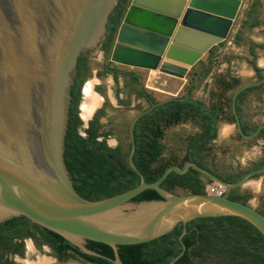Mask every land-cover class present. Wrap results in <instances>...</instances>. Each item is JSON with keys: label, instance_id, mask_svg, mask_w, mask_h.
<instances>
[{"label": "water", "instance_id": "water-1", "mask_svg": "<svg viewBox=\"0 0 264 264\" xmlns=\"http://www.w3.org/2000/svg\"><path fill=\"white\" fill-rule=\"evenodd\" d=\"M118 1L0 0V227L25 216L87 254L101 255L87 247L88 240L109 244L116 264H125L121 245L152 241L200 217H242L264 234V213L226 192L210 193L212 184L206 193L163 186L172 171L184 174L193 168L229 191L246 186L264 168L231 183L187 161L168 166L150 182L134 162L139 118L160 104L190 96L191 87L201 82L199 74L194 78L198 65L210 66L212 49L221 43L224 50L247 0H131L106 63L134 68L140 85L156 97L133 115L129 126L128 161L141 183L100 200H88L76 190L64 157L72 88L80 56L101 50ZM263 82L249 81L233 92L237 124L247 138L259 131L244 133L237 98ZM95 111L89 118L81 113L86 127ZM149 188L162 198L133 201Z\"/></svg>", "mask_w": 264, "mask_h": 264}, {"label": "trees", "instance_id": "trees-1", "mask_svg": "<svg viewBox=\"0 0 264 264\" xmlns=\"http://www.w3.org/2000/svg\"><path fill=\"white\" fill-rule=\"evenodd\" d=\"M130 2L131 0H119L110 15L108 31L101 45V49L105 50L108 57ZM257 24L258 21H255L253 25ZM214 49L215 47L212 51ZM87 61L88 54H82L78 62L75 85L72 88L73 98L64 157L78 193L88 200H100L139 185L141 177L130 167L128 161L131 151L129 136L131 120L121 123L123 126L119 125L120 128L118 126L125 133L126 140L115 148L109 144V138L114 130L102 121L107 115L109 100L98 109L89 121V126L83 128L84 121L79 115L78 106L82 97V86L88 77ZM252 64L261 78L262 69L257 65V61L253 60ZM212 67L213 61L200 75L199 80L205 81ZM111 73L113 69L106 66L100 75ZM114 76L118 82V74ZM135 79L139 81L137 77ZM222 81L225 82L226 78L224 77ZM241 85L243 80L234 77L228 82L227 90L233 92ZM260 87H264V83L247 88L239 94L237 109L240 114L242 98ZM208 88L209 83L206 82L204 89ZM195 89L196 86H192L190 96L184 95L160 104L137 121L135 126L137 149L134 162L144 173L147 181H156L168 166H183L187 161L198 163L227 182H237L242 178L243 173L228 175L220 173L210 161L212 144L218 135L224 105L232 109V94H218L211 90L209 100H206L197 96ZM97 91L106 95L101 85L97 87ZM117 92H121V88H118ZM145 96L156 100L152 93L146 94L143 91L140 97L145 99ZM217 97H223L225 101L217 100ZM119 103L129 104L127 100L121 98ZM187 120L194 121L199 126V131L187 137L182 131L174 132L177 150L182 154L181 160H178L175 151L165 154L167 145L162 140L166 138L167 128ZM209 184H213L212 179L190 168L184 174L172 171L163 186L172 191L206 193ZM161 198L156 190L149 188L138 194L133 201ZM229 198L234 199L232 196ZM184 231L186 234L182 236ZM27 238H32L40 249L43 245H48L62 260L76 259L87 264H116L114 248L109 244L88 240L87 247L101 255L87 254L62 235L32 222L25 216L14 217L1 225L0 264H20L16 256H24ZM181 254L174 264H264V234L242 217L231 215L200 217L186 224L181 222L174 230L152 241L120 246V255L125 264H169Z\"/></svg>", "mask_w": 264, "mask_h": 264}, {"label": "flooded vegetation", "instance_id": "flooded-vegetation-1", "mask_svg": "<svg viewBox=\"0 0 264 264\" xmlns=\"http://www.w3.org/2000/svg\"><path fill=\"white\" fill-rule=\"evenodd\" d=\"M218 46H220V48H221L219 50V52L216 51V48ZM218 46H216L214 51H212L210 54V66H211V62L213 61V58H218V56H220L221 53H223V51H224V50H222L223 49L222 43ZM101 51L105 52V50H102V49H101ZM91 53H92L91 51L87 53L88 54V61H87L88 75L90 73V55H91ZM105 54L107 56L106 52H105ZM107 58H108V56H107ZM106 59H105L102 70H104L106 68V66H108V68L113 69L112 74H114V75L118 74V78H119V75H122L124 78L123 88H121V92L123 91L125 96L122 97L120 95L121 93L117 92V97H118V101H119V98H121L123 100H127L129 104L128 105L121 104L122 106H124V107L130 106L132 103V97L133 96H135V100L142 99L140 97V94L143 91L146 94L152 93L154 95L153 92H147L145 90V88L140 85V82L135 79L136 76L133 75V73H134L133 71L126 70V69L120 67V65L115 64V63L107 64ZM201 64H202V66H201L200 72L195 73L194 78L198 74L200 76L205 70H207L210 67L206 63L204 64V62H201L200 65ZM253 67H254V65H253ZM254 69H255L256 75H255V78H253V80H250V81L264 79V70H262V77L260 78L255 67H254ZM224 77L226 78L225 82L222 81V79ZM224 77L219 78V85L221 86V89L216 90V92L218 94H223V93L232 94V96H233L234 91L232 92L231 90H227V85H228V82H231V80L234 77H239V76H237L236 74H234L233 72L230 71ZM248 82H249V80H248ZM244 83H246V82H244V80H243V84ZM263 83H261V84H263ZM85 84H86V81L84 82V84L82 86V90H81L82 97H81V100H80L79 106H78L79 115H80L82 120H83V118H82V114H81L82 113L81 105L83 102V90H84ZM196 84L197 83H195L193 86H196ZM261 84H259V85H261ZM98 86L99 85H95L96 88ZM103 96H104V101L101 104V106H99L96 109L94 115L96 114L98 109L101 108L107 100H109L107 95H103ZM154 97H155V95H154ZM219 99L222 100L223 102L225 101V99H223V97H217V100H219ZM145 100L148 101V103H150L151 98H149L148 96H145ZM255 101H257L258 103L255 104L254 103ZM240 107H241V114L238 112V115H239L240 122L242 124V128H243L244 133H246L248 135H251L257 131H259V133L257 136H255L253 138H247V137L243 136L242 133L240 132L238 124H237V120H236L235 113L233 110V102H232V109L229 108L226 104L224 105V113L222 114L221 118L223 119L224 117H227L229 119L230 123L235 124V127H234V131L232 132L230 138H228V139L226 138L222 142L223 144L221 146L228 145L230 142V146H229L230 150H231V144L234 145V148L232 149V153L229 154V158L225 157L224 155H223L224 157L217 155L216 153H214V149L210 155V161L212 162L214 168L217 169L222 174L228 175V174H241V173H243V176H244L250 171L264 168V87H260L259 89L253 90V91L245 94V96L241 100ZM94 115H93V117H94ZM118 122L120 123V121H118ZM119 123L116 126H119L120 125ZM88 126H89V124H88ZM87 127L85 126V122H84L83 128H87ZM218 134H219V130H218ZM217 137H218V135H217ZM166 138H167V134H166ZM166 138H164L162 140V142L164 144H165ZM216 139L214 140L213 143H215ZM121 142L122 141L119 140L118 144L115 146H112V147L115 148V147L119 146ZM253 145H256V147H253ZM221 146H219V147H221ZM212 147H213V144H212ZM222 148H225V147L223 146ZM239 148H246L248 151V154L244 160L237 157V155H236L235 151H237V149H239ZM227 151L228 150H225V153ZM167 153L168 152H167V148H166L165 154H167ZM181 158H182V156H181ZM178 160H181V159H178ZM253 179H256L257 186L260 190V196H259L256 204H253L250 201V198L253 195V193H252L251 188L247 185L242 186V187H238V188H234V189H231V190L225 191V192L227 193L228 197L232 196L236 200L243 201L245 203H249L250 205L254 206L256 209H258L259 211L264 213V172L252 176L250 178V181ZM234 190H236V191H234ZM28 239H31L32 243L39 249V247L36 245L35 241L32 238H27L25 250H26V247L28 244ZM47 246L48 245H43L42 249H44ZM49 248L52 250L51 247H49ZM16 260H17V256H16ZM58 261H62V259L58 258Z\"/></svg>", "mask_w": 264, "mask_h": 264}, {"label": "rangeland", "instance_id": "rangeland-1", "mask_svg": "<svg viewBox=\"0 0 264 264\" xmlns=\"http://www.w3.org/2000/svg\"><path fill=\"white\" fill-rule=\"evenodd\" d=\"M107 58L105 52L103 51H94L90 55V73L86 79V84L90 81H94V90L98 92L100 95H102L99 91H97V88L95 85H101L105 89V93L109 98L110 104L107 106V115L103 117L102 121L104 123H107L108 127L112 128L114 130V133L111 135L109 138V143L112 146H115L118 144L119 140L120 141H125L126 136L123 131H121L120 125L119 128L116 126L120 121L119 124H123V122H127L128 120H131L133 115L139 111L140 109L144 108L145 106L148 105V101L145 99H140V100H135V96L132 97V103L128 107L122 106L117 97V89L118 88H123V83H124V78L122 75H119L118 82L115 80L114 74H108V75H100V72L103 69V65L105 62V59ZM220 62L215 63L212 67L211 73L207 77V81L209 83V88L208 90L204 89L205 86V81L199 82L195 89V94L203 99L209 100L210 97V91H216L221 89V86L219 85V75L222 77V73H224V68H220ZM218 69H220L219 74H218ZM238 71L241 70V67H237ZM226 73V72H225ZM228 73V72H227ZM219 77V78H218ZM255 77V76H254ZM253 79L252 77H243L244 82L250 81ZM93 84V83H92ZM121 96L124 97V92H120ZM103 96V95H102ZM104 97V96H103ZM84 100V99H83ZM103 103L100 102L99 106ZM255 104L258 102L255 101ZM82 111V109H81ZM223 127H228L229 130L225 134L222 132ZM118 128V129H117ZM183 132L185 137H187L190 134H194L199 131V126L195 124L194 121L192 120H187L185 122H182L180 124L174 125L172 127H169L166 129V134L167 138L165 139V143L167 145V152L175 151V155L178 159H181L182 154L177 150V145H176V140L173 137L174 132ZM234 131V124L230 123L229 119L227 117H224L221 119L220 124H219V134L218 137L213 143V149L214 153L217 155H220L222 157H227L229 158V154L232 153V149L234 148V145L231 144V150L229 148L230 142L228 145H223L225 148H222L221 146L223 141L227 138H230L232 132ZM236 141V140H235ZM122 143V142H121ZM237 143V142H236ZM221 146V147H219ZM253 147H256V145H253ZM225 150H228L225 153ZM234 152V151H233ZM236 155L237 157L241 158L242 160L245 159V157L248 154V151L246 148H239L237 149ZM224 155V156H223ZM228 155V156H227ZM257 183L256 179L251 180L247 186H249L252 190L253 195L250 198V201L253 204L257 203V200L260 196V190L259 188L255 189L254 184ZM31 239H28V244L24 253V256H17V260L20 264H30L32 262H37L39 261L40 257H51V258H57L56 255L53 253L52 250L46 249H38L33 243L30 242ZM63 262L57 261L56 264H62ZM67 264H87L84 263L81 260H76V259H70L66 260Z\"/></svg>", "mask_w": 264, "mask_h": 264}, {"label": "crops", "instance_id": "crops-1", "mask_svg": "<svg viewBox=\"0 0 264 264\" xmlns=\"http://www.w3.org/2000/svg\"><path fill=\"white\" fill-rule=\"evenodd\" d=\"M255 21H258L257 25H253ZM220 49V46H218L216 51L219 52ZM253 60H256L257 65L264 70V0L246 1L233 37L226 44L223 53L218 58H213V65L220 62V68L225 69L224 73L221 74L222 77L231 71L241 79L243 77L255 78L256 72L252 65ZM201 66L202 64H199L198 68L201 69ZM238 66L241 67L240 71L237 69ZM120 67L135 71L131 67ZM219 71L220 69L217 71L218 74ZM219 77L221 78L220 75ZM206 82H208L207 79Z\"/></svg>", "mask_w": 264, "mask_h": 264}, {"label": "bare ground", "instance_id": "bare-ground-1", "mask_svg": "<svg viewBox=\"0 0 264 264\" xmlns=\"http://www.w3.org/2000/svg\"><path fill=\"white\" fill-rule=\"evenodd\" d=\"M94 84L89 83L85 88V100L82 105V114L85 118H89L96 108L99 107L100 102L103 101V96L94 90ZM228 127H223L222 132L225 134L228 132ZM255 189L258 188L257 183H253ZM30 264H56L55 260L51 257H40L39 261L32 262Z\"/></svg>", "mask_w": 264, "mask_h": 264}, {"label": "built area", "instance_id": "built-area-1", "mask_svg": "<svg viewBox=\"0 0 264 264\" xmlns=\"http://www.w3.org/2000/svg\"><path fill=\"white\" fill-rule=\"evenodd\" d=\"M209 190H210V193H213V194H222V193H225L226 191L225 187H223L222 185L218 183L212 184Z\"/></svg>", "mask_w": 264, "mask_h": 264}]
</instances>
